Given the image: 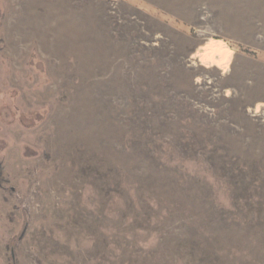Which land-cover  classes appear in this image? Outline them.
I'll return each mask as SVG.
<instances>
[{"label":"rangeland","instance_id":"1","mask_svg":"<svg viewBox=\"0 0 264 264\" xmlns=\"http://www.w3.org/2000/svg\"><path fill=\"white\" fill-rule=\"evenodd\" d=\"M0 264H264V0H0Z\"/></svg>","mask_w":264,"mask_h":264},{"label":"bare ground","instance_id":"2","mask_svg":"<svg viewBox=\"0 0 264 264\" xmlns=\"http://www.w3.org/2000/svg\"><path fill=\"white\" fill-rule=\"evenodd\" d=\"M206 48H208V53H210V55L214 58H210L211 60L209 61H211L215 66L223 67V64L227 63V58L230 51L224 45V42L222 40L212 41Z\"/></svg>","mask_w":264,"mask_h":264}]
</instances>
